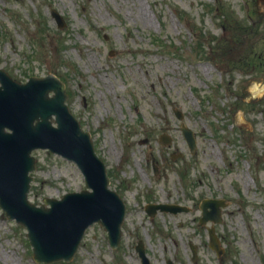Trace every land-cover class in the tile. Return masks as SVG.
<instances>
[{
	"label": "rangeland",
	"instance_id": "1",
	"mask_svg": "<svg viewBox=\"0 0 264 264\" xmlns=\"http://www.w3.org/2000/svg\"><path fill=\"white\" fill-rule=\"evenodd\" d=\"M239 24L254 29L250 38ZM253 54L263 60L246 75L234 60ZM0 68L21 82L64 79L72 113L126 202L119 248L95 224L74 260L55 264H141L140 240L152 264H264V0H0ZM183 124L195 132L193 153ZM34 156V204L86 188L74 164L46 150ZM213 197L230 201L217 226L221 260L200 226L199 206ZM149 203L192 211L150 218ZM0 264H39L26 228L1 208Z\"/></svg>",
	"mask_w": 264,
	"mask_h": 264
},
{
	"label": "water",
	"instance_id": "2",
	"mask_svg": "<svg viewBox=\"0 0 264 264\" xmlns=\"http://www.w3.org/2000/svg\"><path fill=\"white\" fill-rule=\"evenodd\" d=\"M53 14L60 24V16ZM0 83V206L10 219L28 228L34 260L47 264L61 259L71 261L93 222L104 225L112 246H117L122 236L125 204L117 193L108 190L106 168L96 157L89 134L82 132L65 104L64 84L51 75L40 80L32 78L28 85H22L2 71ZM52 91L56 95L50 98ZM53 121L58 128L52 126ZM190 142L193 146V140ZM39 148L51 149L75 161L86 176L88 188L95 192L69 195L63 202L47 200L52 209L31 205L29 175L36 168L31 155ZM158 209L178 212L181 208L151 205L147 211L154 216ZM210 231L211 246L221 253L216 233ZM141 256L148 263L143 250Z\"/></svg>",
	"mask_w": 264,
	"mask_h": 264
}]
</instances>
